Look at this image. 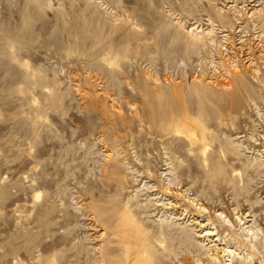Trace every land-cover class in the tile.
Here are the masks:
<instances>
[{
	"label": "rangeland",
	"instance_id": "obj_1",
	"mask_svg": "<svg viewBox=\"0 0 264 264\" xmlns=\"http://www.w3.org/2000/svg\"><path fill=\"white\" fill-rule=\"evenodd\" d=\"M252 10L264 0H0V264H100L99 246L137 264L162 231L161 264H264Z\"/></svg>",
	"mask_w": 264,
	"mask_h": 264
},
{
	"label": "bare ground",
	"instance_id": "obj_2",
	"mask_svg": "<svg viewBox=\"0 0 264 264\" xmlns=\"http://www.w3.org/2000/svg\"><path fill=\"white\" fill-rule=\"evenodd\" d=\"M241 9L242 8H239L238 6H237V4H234V5H231V6H229V8L227 9L226 8V10L224 11V13H226L227 12V17L229 16V14H232L233 16L235 15V16H239L240 15V13H241ZM217 12H221V11H217ZM222 13H223V11H222ZM247 14H249L248 16H249V19H251L252 20V22L255 24V22H260L261 23V25H262V29L264 28L263 26H264V12L262 11V10H252L250 13L248 12ZM246 14V15H247ZM218 17H220L221 18V16H219V15H217ZM223 16V15H222ZM223 19V18H222ZM248 22V21H247ZM211 26V25H210ZM214 29H213V27L211 26V27H209V29L207 28L206 29V36L208 37L209 35H211V34H213L214 32ZM210 37V36H209ZM225 64V63H224ZM229 65V67H230V69H232V71H234L233 72V75H235V76H237V77H240L241 75H239V71H238V69L236 68V66L234 65V63H233V65L232 64H228ZM237 65V64H236ZM225 69V68H224ZM227 71V70H226ZM225 71V72H226ZM229 76V75H228ZM210 82V81H209ZM221 115V114H220ZM192 138V143L190 144L191 146H194V145H196V144H198L200 141H201V139H199V138H197V137H195L196 138V142H194V140H195V138L194 137H191ZM212 142V141H211ZM231 144V143H230ZM233 144V143H232ZM207 144L206 143H204V144H202V146L199 148V156L200 157H202V159H203V166H204V168L206 167V164H207V161H209V160H207L206 159V153H207V146H206ZM197 146V145H196ZM224 149V148H223ZM228 149V148H227ZM230 149V148H229ZM233 149H234V147H232V149H230V150H228L229 152H227V154L228 153H231L232 155H233ZM235 150V149H234ZM225 151V150H224ZM221 153H222V151H221ZM236 155H238V154H236ZM235 157V156H234ZM224 163V162H223ZM214 166V165H213ZM231 168V167H230ZM181 169V168H180ZM195 170V169H194ZM231 170V169H230ZM189 171V170H188ZM193 171V170H192ZM215 171V170H214ZM232 171H233V173L234 172H236L237 173V171H235L234 169H232ZM212 173V172H211ZM244 173V172H243ZM214 174V173H213ZM223 174V173H222ZM234 175V174H233ZM232 175V176H233ZM226 176V175H225ZM237 180H240L241 179V176L239 175V171H238V173H237ZM234 179V178H233ZM235 180H236V178H235ZM234 180V181H235ZM242 180V179H241ZM241 180L239 181V185H240V182H241ZM224 181V180H223ZM227 181V180H226ZM233 181V182H234ZM243 181V180H242ZM180 182V181H179ZM223 183H225V182H223ZM242 183V182H241ZM220 184V183H219ZM234 184V183H233ZM235 186V187H232V188H234V190L233 191H235V189L236 190H238V191H242V189H243V191H244V187H240V186ZM243 185V184H242ZM193 187V186H192ZM214 187V186H213ZM246 187V186H245ZM238 194H239V192H238ZM237 196V195H236ZM257 204V203H256ZM141 210V209H140ZM130 211H131V209H130ZM129 212V211H128ZM126 213V212H125ZM128 214V213H127ZM130 215H131V213H130ZM130 217V220L133 222V224H135L136 225V227L138 228V230H139V232L140 233H142L144 236H146V233L145 232H147L146 230L147 229H144V227L142 228L141 226H139L137 223H136V221L134 220V217L133 216H129ZM138 222H140V221H138ZM142 225V224H141ZM97 227V226H96ZM123 232H125V230L123 231ZM123 232H120V234H122ZM149 233V232H148ZM167 234H169L168 232H166ZM139 235V234H138ZM160 236L158 237V239L157 240H155L154 242H157V244H155L156 246H155V248L157 247H159L157 250L158 251H161V256L159 255H157L158 253H156L155 251H154V246L152 245V243H150V239H148L146 242H145V244L141 247V257H140V261H141V263H137V264H161V262L163 261V258H165V259H167L168 257L165 255V252H169V251H171L170 249H169V245H170V243H168L169 245H167V236L165 235V232L163 233V231L159 234ZM117 236V235H116ZM112 237V236H111ZM170 236H168V238H169ZM183 237H185V236H183ZM100 238V237H99ZM123 238H124V236H123ZM182 239V238H181ZM183 240H185V239H182V240H179L180 241V243H183L184 241ZM121 241V240H120ZM181 241H183V242H181ZM122 242V241H121ZM187 241H185V243H186ZM125 243H126V241H125ZM191 243V242H190ZM98 245H100V243L98 244ZM165 245V246H164ZM167 245V246H166ZM183 245H185V244H183ZM171 246V245H170ZM185 247H188V248H190L191 247V245L190 244H187ZM194 247H196V246H194ZM125 250V249H124ZM187 250V249H186ZM111 252H113V250L112 251H110V249L109 248H103V247H98V253H97V255H98V262L100 263V264H106V262L108 263V264H110V261H111V259L109 260V261H106L107 259L106 258H108V256H110V254H111ZM172 252V251H171ZM124 253H126V257H127V261H130V262H132L133 261V259H134V253L132 252V250H129L128 248H126V250H125V252L123 251L122 252V254L124 255ZM174 253V252H173ZM168 254V253H167ZM164 255H165V257H164ZM169 256V255H168ZM174 256H177V254H175L174 253ZM188 259V257H184L182 260L183 261H185V260H187ZM113 261V260H112ZM161 261V262H160ZM182 261V262H183ZM116 262V261H115ZM117 263V262H116ZM119 263V262H118ZM243 264H252V260H250V259H247Z\"/></svg>",
	"mask_w": 264,
	"mask_h": 264
}]
</instances>
